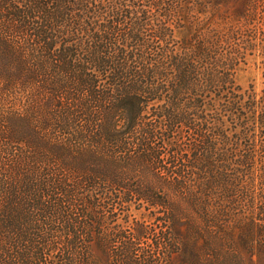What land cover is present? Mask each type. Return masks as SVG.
I'll list each match as a JSON object with an SVG mask.
<instances>
[{"label":"trees","instance_id":"1","mask_svg":"<svg viewBox=\"0 0 264 264\" xmlns=\"http://www.w3.org/2000/svg\"><path fill=\"white\" fill-rule=\"evenodd\" d=\"M256 54L264 59V0H0V56L13 65L0 68V86L41 93L54 120L37 139L80 173L69 183L40 163L19 183L0 178V264H147L133 253L143 225L114 253L110 200L165 217L169 253L192 264L197 242L171 223L183 211L174 197L225 244L218 264L244 251L255 264L264 90L235 74ZM141 167L162 191L120 185L118 170ZM109 180L119 193L103 188Z\"/></svg>","mask_w":264,"mask_h":264},{"label":"rangeland","instance_id":"2","mask_svg":"<svg viewBox=\"0 0 264 264\" xmlns=\"http://www.w3.org/2000/svg\"><path fill=\"white\" fill-rule=\"evenodd\" d=\"M0 68L3 70L13 69V65L9 64L5 60V57L0 56ZM9 71V70H8ZM236 82L243 89L252 86L254 91L260 95L264 90V59L258 54L247 58L246 64H240L236 67L235 74ZM0 86V178L8 180L7 182L19 183L22 175L26 172L38 169L41 166L40 163H50L52 171L58 174V176L72 183L77 182L80 178V173L77 171H68L63 169V161L57 156L52 154L51 148L47 144H41L37 139V133H41L39 128L45 125L51 124L54 119H45V115L48 113V107L44 102V97L40 92L30 90L29 88H12L9 93L4 91ZM48 123V124H47ZM21 142V144L16 143ZM157 148L162 146V142H159ZM38 162V163H37ZM42 164V165H43ZM263 171H260L257 176L256 183H260V173L264 174V162L262 164ZM257 167H261L258 165ZM137 169V168H136ZM121 169L118 170L120 175V185H129L130 188H146L148 185L153 186L155 189L162 191L159 185L155 183L154 174L151 169L141 167L139 169ZM27 170V171H26ZM117 172V171H116ZM264 180V178H263ZM103 188L106 191L116 193L117 186L113 184L111 180L106 181L103 184ZM257 188V187H256ZM104 190V191H105ZM119 193V191L117 192ZM239 203H243L244 199H237ZM174 202L183 204V211L178 215V218H170L171 223L178 222L185 229V239L189 242L191 240L197 242V254L196 264H209L208 260L212 259L210 264H218L222 261V257H225L227 253L224 248V243L217 236V233L205 229L202 225L203 222L195 217L192 212V208L187 205L179 197H174ZM254 202L256 208L261 207L259 202L260 197L255 196L254 200L251 198V202ZM110 209L113 210V216H109V220L106 221V225L111 232L110 245L114 250V253H119L122 249V244L125 236L131 237L134 233L133 227H140L143 225L146 228L147 233L145 238L141 241H137L134 245L133 253L137 257L146 258L147 264H182L180 258L173 253H169L170 246L168 245V239L174 238L175 234L166 229L168 220L165 217L160 218L158 221H154V218L149 215V211L144 208L143 204L132 202L128 207V212H121L117 200H110L108 203ZM247 204V202H244ZM258 204V205H257ZM121 207V206H120ZM127 207H121L125 211ZM109 209V210H110ZM80 211V209H79ZM91 211H88L86 207L83 208V215H91ZM128 213V214H127ZM127 214V215H126ZM92 217V215H91ZM163 220H167L164 221ZM260 227L253 236V248L257 255H254L255 264H264V222H258ZM162 225L163 228L160 226ZM201 227L205 234L200 233V238H197L198 227ZM95 232L102 231L100 228H95ZM194 231V233H193ZM116 235V236H115ZM204 241H208L210 246H203ZM203 248H206L202 251ZM170 249L175 248L171 246ZM219 254L218 261L215 253ZM245 261H239L235 264H251L248 260V254L243 252ZM192 263V264H194ZM191 264V263H189Z\"/></svg>","mask_w":264,"mask_h":264}]
</instances>
